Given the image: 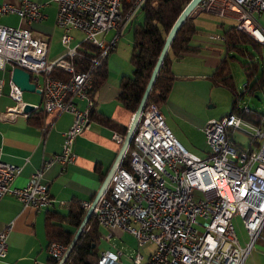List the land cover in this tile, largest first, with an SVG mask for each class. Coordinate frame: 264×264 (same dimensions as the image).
<instances>
[{"label":"built area","instance_id":"built-area-1","mask_svg":"<svg viewBox=\"0 0 264 264\" xmlns=\"http://www.w3.org/2000/svg\"><path fill=\"white\" fill-rule=\"evenodd\" d=\"M53 1L57 6L55 25L62 31L60 42L65 52L52 60L48 59L49 43L35 37L29 28L44 19V5L22 0L19 6H0V15L16 14L28 25H0V69L10 65L11 69L29 74V82L41 97L39 105H32L35 110L73 116L70 128L63 134L60 152L43 159L23 188L11 186L22 166L0 159V201L9 195L23 208L35 210L53 204L42 181L43 172L54 164L66 166L74 162V140L90 127V114L95 110L91 97L94 73L115 50L121 28L132 21L146 0ZM122 2L128 5L124 11ZM222 2L225 6L221 15L234 13L237 29L264 46V26L253 18L264 17V0ZM73 31L81 32L83 40L71 47ZM110 31L116 34L106 41L104 36ZM82 42L96 52L87 60V69L77 70L72 60L81 59ZM55 71L67 77L58 78L53 75ZM2 87L0 80V93ZM22 94L9 81L8 96L14 106L4 110V118L24 113ZM79 102L82 108L77 106ZM241 109L248 110L237 104L235 111ZM201 131L208 148L203 158L188 152L177 141L157 105H145L141 111L131 139L129 166L124 167L122 159L117 163L91 214L105 242L114 230H121L134 238L137 248L154 244L146 262L136 251L131 264H244L257 241L264 240V115L251 123L233 112L206 121ZM236 131L249 136L247 149L234 141ZM113 139L122 143L123 136L115 133ZM81 206L87 210L90 203L83 202ZM234 216L241 218L246 231L243 244L232 225ZM8 232L9 229L0 231V262L7 253ZM47 251L59 261L65 248L51 241ZM121 256L120 251H105L97 264H121Z\"/></svg>","mask_w":264,"mask_h":264},{"label":"crops","instance_id":"crops-1","mask_svg":"<svg viewBox=\"0 0 264 264\" xmlns=\"http://www.w3.org/2000/svg\"><path fill=\"white\" fill-rule=\"evenodd\" d=\"M21 1L0 0V6H19ZM30 1L44 5L42 8L44 19L29 26L32 34L49 43L48 59L62 56L64 54V47L60 42L62 31L55 25L56 3L53 0ZM223 6L225 4L222 0H214L213 2L205 0V3L201 4L191 14L192 23L198 33L202 35H194L190 44L197 47L199 52L185 54L173 60L171 71L174 76V83L171 92L174 91L177 82L209 77L219 64L222 58L220 43L223 46L221 36L223 31L228 28H225L221 19L235 20L236 25L238 22L234 13L221 15ZM253 18L261 26H264L261 23L262 17L253 15ZM0 25L13 28H27L28 26L21 22L16 14L11 13L0 15ZM128 26L129 24L121 28L117 46L105 60L108 78L93 97L94 112L101 113L126 127L130 124L132 116L116 101V96L120 78L131 73L129 62L126 63L125 61L124 64L123 60L122 63V57L118 60L117 54V47L121 41H125L127 49L132 46L131 39L122 37ZM219 28L222 33H220ZM115 34L116 31L105 40L111 39ZM73 41L75 38L72 36L71 43ZM11 71L10 65H5L3 69H0V80L3 81L0 93V159L22 166L20 175L12 180L11 186L23 188L31 174L40 168L43 159L60 152L63 134L70 128L73 116L69 113H42V120L39 125H33L28 121L29 113L18 112L13 119L4 118L2 115L4 110L14 106V102L8 96ZM182 85L183 88L178 91L186 95L191 94V91L184 87L187 85ZM168 96L170 97V94ZM22 101L35 106L40 104L41 97L39 93L23 92ZM165 104L160 110L166 111ZM77 106L82 108L83 103L79 102ZM211 119H207L205 122ZM90 120V127L74 140L73 150L76 156L74 162L66 166L54 164L43 172L42 181L47 185L50 198L54 200L51 206L38 210L23 208L15 198L9 195L4 196L0 201V231L9 229L7 253L0 264H48L50 256L47 251L49 242L44 229L45 219L52 213L66 214L73 201L91 203L94 199L103 182L101 178L106 177L111 170L122 143L113 139V135L119 133L95 120ZM203 122V120H199L197 125L201 129L205 124ZM195 126L193 125L192 129L197 132ZM177 139L187 148L192 146L184 136L177 135ZM59 202H63L64 205H59ZM64 227L66 228V226ZM113 239L120 240L124 244V246H119L120 248L125 247V242L129 246H135L143 257V263L148 260L151 252H141V247L137 248L134 238L121 230H114L111 233L105 249L101 250L100 255L105 251L121 252L120 249L112 250L114 244L111 246L108 244ZM123 256L124 253L121 257ZM119 263L131 264L130 256L122 260L120 258Z\"/></svg>","mask_w":264,"mask_h":264},{"label":"trees","instance_id":"trees-1","mask_svg":"<svg viewBox=\"0 0 264 264\" xmlns=\"http://www.w3.org/2000/svg\"><path fill=\"white\" fill-rule=\"evenodd\" d=\"M189 2L190 0H146L137 12V14H142V21H136V14L129 23L128 27L131 31L132 42L129 57L131 73L120 78L116 101L131 116L139 105L170 28ZM127 6L125 2H122L123 11ZM197 33L198 30L192 23L191 18L188 17L175 34L168 48L145 105L155 104L161 108L166 103L174 83V76L171 71L172 62L175 58L185 54H196L199 52L197 47L190 44L192 37ZM221 37L225 54L208 78L213 86L224 88L230 93L232 100L228 114L235 112L244 120L257 123L259 117L264 115L263 113L250 108L247 111L243 109L235 111V109H237L238 101L245 95L259 100V93L264 91V46L257 43L247 33L238 30L236 26H230L225 29ZM80 46L81 59L79 60L78 57H75L72 61L77 70H85L88 67L90 57L93 56L96 50L83 42L80 43ZM237 55L249 59V62L240 64L246 77V82L240 92L237 90L229 66L230 60L235 59ZM105 62L94 73L91 97H94L95 93L108 78ZM53 75L61 79L67 77L60 71H55ZM27 119L33 125H39L42 120V111H31ZM90 119L108 127L123 137L126 134V126L101 113L93 111L90 114ZM132 149L133 144L130 142L122 158V165L124 167L127 166L126 168L129 166ZM104 178H101L102 181ZM85 213L86 210L82 208L81 203L73 201L66 214L52 213L49 215L44 222L45 236L48 242L55 241L66 249L81 224ZM105 246L106 242L100 238L98 227L90 218L84 227L83 235L78 245L66 264H97L100 252L105 249ZM57 262L51 257L48 258V264H57Z\"/></svg>","mask_w":264,"mask_h":264},{"label":"rangeland","instance_id":"rangeland-1","mask_svg":"<svg viewBox=\"0 0 264 264\" xmlns=\"http://www.w3.org/2000/svg\"><path fill=\"white\" fill-rule=\"evenodd\" d=\"M225 28L229 26H237L235 20L231 19H221ZM136 21H142V14H137ZM261 23L264 25V17L261 19ZM238 24V22H237ZM220 29V28H219ZM221 30V29H220ZM114 31L106 34L104 39H107L112 35ZM222 33V30L220 31ZM201 33H197V36H200ZM202 35V34H201ZM204 35V34H203ZM72 36L75 38V41L71 43V47L76 46L79 42L83 40V34L76 31L72 33ZM123 38L131 39V31L129 27L124 31L122 34ZM218 47V46H217ZM220 49L222 51V57L225 54V50L220 43ZM65 52V49L63 50ZM128 51V52H127ZM117 54L118 60L122 57L121 62L124 64L129 62L128 57L131 52V48L126 47L125 41H121L117 47ZM254 54V53H253ZM232 55V54H231ZM255 55V54H254ZM55 59V58H54ZM49 60H52L51 58ZM256 60V59H255ZM249 62L247 57H241L239 55L236 56L235 59L230 60V71L233 76L235 85L237 90L240 92L242 90V86L246 82V77L243 72L242 67L240 66L241 63ZM130 64V63H129ZM130 66V65H129ZM130 75V74H129ZM210 76V75H209ZM182 84H186L187 90L191 91V94H183L178 90L183 88ZM182 85V86H181ZM170 97L168 96L166 101V111H162L164 115V120L166 126L172 130L171 132L174 133L175 138L177 139V135L184 136L191 143L192 146L188 148L185 147L180 141L181 145L190 153L203 158L208 151L207 145L205 143V138L200 131L197 125L199 120L207 119H219L226 114L229 113L231 107V95L230 93L221 87H215L212 85L211 81L207 78L201 79H194V80H187V81H180L177 82V86L174 87V91H170ZM259 100H256L248 95H245L238 101V107L240 108H250L252 110L258 111L259 113L264 114V91L259 93ZM188 123H185L187 122ZM195 126L197 132L192 129V126ZM178 140V139H177ZM234 141L244 148H248L250 138L244 133L236 131L234 133ZM198 199V198H196ZM232 225L235 229L236 235L239 238L240 242L243 244L246 238V231L242 224V220L239 216H234L232 219ZM264 234V231H263ZM111 245H118L114 246L112 250L120 249L124 256L121 257L122 259H126L136 253L135 246H129L126 244L125 247L120 248L119 246H124V244L117 239H113L108 242ZM154 249V244L149 242L147 245L140 248L141 252H152ZM244 264H264V240L260 239L252 248L250 254L246 258Z\"/></svg>","mask_w":264,"mask_h":264},{"label":"water","instance_id":"water-1","mask_svg":"<svg viewBox=\"0 0 264 264\" xmlns=\"http://www.w3.org/2000/svg\"><path fill=\"white\" fill-rule=\"evenodd\" d=\"M202 1H204V0H190V2L184 7V9L181 11L179 16L177 17V19L173 23L172 27L170 28V30H169L166 38H165V41H164V44H163L162 49L160 51V54L156 60L154 68L151 72L150 78L147 82V85L145 87V90L143 92L141 100L139 102V105H138L137 109L135 110L134 114L132 115L130 124L127 126L126 134L123 137L121 147L118 151L117 157H116V159L112 165V168L108 172L107 176L104 178L103 182L101 183L100 188L96 192L94 199L90 203V207L86 210V213L84 215V218H83L81 224L77 228L70 244L65 249L62 257L57 262V264H66L68 259L71 256V254L73 253L74 249L78 245V243H79V241L83 235L84 227L87 224L88 220L91 218L92 211H93L99 197L103 194L105 188L107 187V185H108V183H109V181L113 175V172L115 170L117 163L123 158L124 153L126 152L127 148L130 145V142H131L134 130L136 128L139 116L141 114V111L143 110V108L145 106V102H146V99L148 97V94L152 88V85L155 81V78L157 76L159 68L163 62V59H164V57L168 51V48H169L175 34L179 30V28L181 27L183 22L188 17H190L191 14L201 5ZM29 77L30 76L27 72H25L24 70L19 69V68H14L11 71V81L15 85H17L22 92L39 93V90L35 89V86L29 82ZM33 110H34V107L30 104H26L23 107L24 113H30Z\"/></svg>","mask_w":264,"mask_h":264},{"label":"bare ground","instance_id":"bare-ground-1","mask_svg":"<svg viewBox=\"0 0 264 264\" xmlns=\"http://www.w3.org/2000/svg\"><path fill=\"white\" fill-rule=\"evenodd\" d=\"M172 131V130H171ZM174 134V133H173ZM175 136V135H174ZM127 167V166H126ZM51 196V195H50Z\"/></svg>","mask_w":264,"mask_h":264}]
</instances>
